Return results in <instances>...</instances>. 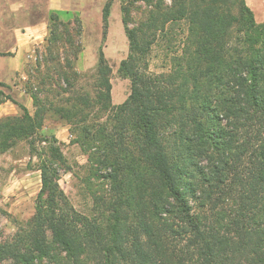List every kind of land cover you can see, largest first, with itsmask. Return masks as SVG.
Here are the masks:
<instances>
[{"label":"trees","instance_id":"1","mask_svg":"<svg viewBox=\"0 0 264 264\" xmlns=\"http://www.w3.org/2000/svg\"><path fill=\"white\" fill-rule=\"evenodd\" d=\"M113 1L102 10L105 30ZM119 1L129 49L117 69L130 82L124 102L111 105V68L99 48L91 93L55 105L78 78L81 21L68 10L48 12L38 65L57 77L56 95L28 77L31 115L0 81V105L19 110L0 118V154L27 142L40 173L27 229L0 241V264H264V23L245 0ZM137 2L148 10L130 28ZM178 24V70L152 79L146 57L160 38L175 41ZM97 112L105 120L91 123ZM49 113L70 126L108 184L106 200L95 198L97 216L67 206L59 186L66 159L43 132Z\"/></svg>","mask_w":264,"mask_h":264},{"label":"rangeland","instance_id":"2","mask_svg":"<svg viewBox=\"0 0 264 264\" xmlns=\"http://www.w3.org/2000/svg\"><path fill=\"white\" fill-rule=\"evenodd\" d=\"M164 1L167 5L170 4V0ZM253 2L254 5L251 7L255 10V20L257 23H262L264 0H253ZM105 3L106 0H62L61 4L59 0H0V52L8 53L7 56H0V61L15 55L10 51L19 47L22 65L19 71L10 76L8 85L11 86V91L9 93L25 105L31 115L34 113L32 100L24 93V83L28 77L33 87L40 85V88L44 87V90L48 88L52 92L57 89L55 86L57 77L49 74L47 78L48 73L44 71L45 69L38 67L43 63L44 40L48 36V12L54 7L75 13L81 21L79 40L81 51L73 63V69L78 74V78L71 94L56 97L55 105H66L61 99H70L68 97L74 95L73 93H91L95 83L99 48L102 49L111 68V105H119L128 97L130 82L119 77L117 73L120 61L129 53L128 39L121 20V4L119 0L113 1L108 27L105 30L102 23V10ZM146 10L148 8L142 2H137L131 8L130 28L135 27L145 18ZM181 28L182 24H178L172 29L173 34L176 35L174 42L168 43L163 37L151 48L142 70L152 79H166L168 75L174 76L175 71L178 70V64L173 59L183 57L180 48L183 37ZM176 80L177 83L180 82L178 78ZM42 81L46 82L45 86L42 85ZM62 87L66 88L65 85ZM44 95L45 93H41L39 96ZM53 95L56 93L53 92ZM52 97L50 94L49 99ZM7 105L12 109V113L0 118L19 114V110L12 103L7 102ZM104 120V114L90 113L91 123ZM43 132L47 136L53 135L60 143L61 151L66 159L67 168L60 172L59 186L68 208L80 216L88 218L97 216L95 198L101 197L103 201L106 200L108 184L95 177L93 164L88 161L87 155L80 146L73 143L75 136L71 133L70 126L49 113L43 125ZM36 146L42 147L38 144ZM37 164V159L32 157L31 149L24 141L0 154V241H10L19 229H27L40 189V173L36 170ZM1 264H10V262L5 261ZM42 264L50 263L44 261Z\"/></svg>","mask_w":264,"mask_h":264},{"label":"crops","instance_id":"3","mask_svg":"<svg viewBox=\"0 0 264 264\" xmlns=\"http://www.w3.org/2000/svg\"><path fill=\"white\" fill-rule=\"evenodd\" d=\"M245 2L247 4V6L255 14L254 8L251 7V5H254L253 0H245ZM61 3H62V0H59V4H61ZM53 9H57V8L54 7ZM59 10H61V9H59ZM261 22L264 23V20H261ZM12 50L13 51H10V52H13L15 55L7 58V60H5V61H0V64L2 63V65L0 66V81L4 82L6 84H8V82L11 80L10 76H12L14 73L19 71L21 68V65H22V57L19 55V51H20L19 47L18 48L15 47ZM3 78H5V80H3ZM9 113H12V109H10L8 107L7 102L4 104H1L0 105V117L3 115H7Z\"/></svg>","mask_w":264,"mask_h":264}]
</instances>
